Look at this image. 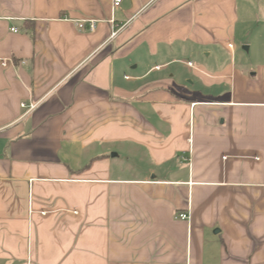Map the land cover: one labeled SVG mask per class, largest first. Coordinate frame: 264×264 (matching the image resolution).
Here are the masks:
<instances>
[{
  "label": "crops",
  "instance_id": "0c3cea01",
  "mask_svg": "<svg viewBox=\"0 0 264 264\" xmlns=\"http://www.w3.org/2000/svg\"><path fill=\"white\" fill-rule=\"evenodd\" d=\"M113 1L0 0V264H264V0Z\"/></svg>",
  "mask_w": 264,
  "mask_h": 264
},
{
  "label": "built area",
  "instance_id": "2783aa9c",
  "mask_svg": "<svg viewBox=\"0 0 264 264\" xmlns=\"http://www.w3.org/2000/svg\"><path fill=\"white\" fill-rule=\"evenodd\" d=\"M122 0H114L113 1V6L116 7V6H119L121 4ZM76 25L78 27V29L80 30H87V31H90V32H94L97 28V25H98V20L96 19H80V20H77L76 22ZM13 31L17 32V28L14 27L12 28ZM117 33V31H113L111 36H115ZM233 45L231 44V47ZM190 66H192V63H189ZM3 66H7V61H3ZM22 107H27V105L25 103H22ZM36 107L35 104H30L28 106V109L31 111L33 110L34 108ZM42 213L44 215H46L48 212L47 211H42ZM179 219H182V220H188L189 219V214L188 213H180L178 214L177 216Z\"/></svg>",
  "mask_w": 264,
  "mask_h": 264
}]
</instances>
